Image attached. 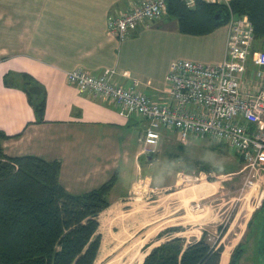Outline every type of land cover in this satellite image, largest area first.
<instances>
[{
    "label": "crops",
    "instance_id": "crops-1",
    "mask_svg": "<svg viewBox=\"0 0 264 264\" xmlns=\"http://www.w3.org/2000/svg\"><path fill=\"white\" fill-rule=\"evenodd\" d=\"M125 5L126 0H0V130L19 133L2 141L4 153L59 160V182L71 193L97 188L118 171L110 205L126 198L138 175L152 178L147 169L153 164L144 161L139 141L148 122L119 114L106 98L80 94L65 72L82 68L99 75L112 68L117 83L128 87L136 81L147 97L165 103L170 62L220 63L227 34L226 24L207 35L183 34L175 19L164 16L119 41L107 33L106 17ZM247 66L255 68L250 58ZM22 73L45 90L42 122L22 89ZM163 138L160 133V144ZM158 148L159 143L154 154Z\"/></svg>",
    "mask_w": 264,
    "mask_h": 264
},
{
    "label": "trees",
    "instance_id": "trees-1",
    "mask_svg": "<svg viewBox=\"0 0 264 264\" xmlns=\"http://www.w3.org/2000/svg\"><path fill=\"white\" fill-rule=\"evenodd\" d=\"M228 5L195 0L190 7L184 0H166L165 16L177 21L180 33L202 36L225 25L230 9L235 15H247L252 23L251 52L264 50V0H229ZM21 79L28 101L36 100V104L31 103L36 121H44L45 90L41 87L39 94H32L28 87L39 84L26 73L21 74ZM18 135L10 136L0 130V264H95L101 246L98 215L110 205L109 193L118 171L97 188L68 192L59 182V160L4 153L2 141ZM185 145L177 141L174 149L164 152L167 165L186 160L187 173L232 172L230 164L224 162L187 159L182 153ZM155 158L156 154H147L146 163ZM238 160L241 164L240 157ZM263 204L264 196L258 208ZM256 211L247 222V231ZM178 230L168 227L164 233ZM163 235L159 233L158 238ZM219 239L211 243L205 230L198 239L190 241L172 236L152 247L141 264H219L223 250ZM243 245L241 241L235 246L227 264H240Z\"/></svg>",
    "mask_w": 264,
    "mask_h": 264
},
{
    "label": "built area",
    "instance_id": "built-area-1",
    "mask_svg": "<svg viewBox=\"0 0 264 264\" xmlns=\"http://www.w3.org/2000/svg\"><path fill=\"white\" fill-rule=\"evenodd\" d=\"M184 1L191 7L195 0ZM166 12V0H126L124 8L107 14V33L123 41L131 32L162 19ZM226 27L220 63L170 62L165 103L147 97L136 81L128 87L117 83L112 68L99 75L74 68L65 72V78L80 94L101 96L113 102L119 114L132 113L146 120L148 126L139 138L145 154L156 152L159 129L168 128L181 143L190 136L215 141L238 155L242 168H248L252 176L257 171L264 173V50L251 52L253 26L247 15L238 16L229 9ZM249 58L255 66L252 70H248ZM244 185L252 187L254 181L247 176Z\"/></svg>",
    "mask_w": 264,
    "mask_h": 264
},
{
    "label": "rangeland",
    "instance_id": "rangeland-1",
    "mask_svg": "<svg viewBox=\"0 0 264 264\" xmlns=\"http://www.w3.org/2000/svg\"><path fill=\"white\" fill-rule=\"evenodd\" d=\"M159 131L166 138L159 142L153 166L147 169L152 178L138 175L126 198L98 215L101 246L95 264H140L144 253L168 238L180 236L190 241L202 230L211 243L220 238L223 250L219 264L228 263L241 241L244 254L240 264H264V204L256 207L264 195V173L257 171L252 176L248 168H242L238 155L222 145L217 147L215 141L194 136H190L182 151L187 159L224 162L230 164L232 172L187 173L186 160L167 165L164 155L179 141L177 133L168 128ZM247 176L254 181L252 187L244 185ZM255 210L247 231V222ZM157 226L162 229L154 235ZM168 227L179 230L164 233ZM159 233L164 235L158 238Z\"/></svg>",
    "mask_w": 264,
    "mask_h": 264
},
{
    "label": "water",
    "instance_id": "water-1",
    "mask_svg": "<svg viewBox=\"0 0 264 264\" xmlns=\"http://www.w3.org/2000/svg\"><path fill=\"white\" fill-rule=\"evenodd\" d=\"M28 91L32 94H39L40 93V88L36 85H31L28 87ZM32 104H36V100H33L31 102ZM147 254V253H146Z\"/></svg>",
    "mask_w": 264,
    "mask_h": 264
},
{
    "label": "bare ground",
    "instance_id": "bare-ground-1",
    "mask_svg": "<svg viewBox=\"0 0 264 264\" xmlns=\"http://www.w3.org/2000/svg\"><path fill=\"white\" fill-rule=\"evenodd\" d=\"M148 236H149V235H148ZM138 240H139V239H138ZM144 240H145V239H144ZM130 249H131V248H130ZM229 249H230V248L226 249L224 252L226 253L227 251H229ZM120 250H122V249H120ZM136 251H137V250H136ZM138 252H139V251H138ZM132 254H133V253H132ZM131 256H133V255H131ZM131 256H130V257H131Z\"/></svg>",
    "mask_w": 264,
    "mask_h": 264
}]
</instances>
